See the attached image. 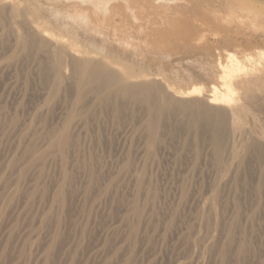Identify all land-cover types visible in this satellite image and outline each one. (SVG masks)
I'll use <instances>...</instances> for the list:
<instances>
[{
    "label": "rangeland",
    "instance_id": "1",
    "mask_svg": "<svg viewBox=\"0 0 264 264\" xmlns=\"http://www.w3.org/2000/svg\"><path fill=\"white\" fill-rule=\"evenodd\" d=\"M0 6V264H264V102L244 83L264 72L253 20L224 33L190 19L185 46L141 49L142 62L37 1ZM82 63L123 85H80Z\"/></svg>",
    "mask_w": 264,
    "mask_h": 264
},
{
    "label": "bare ground",
    "instance_id": "2",
    "mask_svg": "<svg viewBox=\"0 0 264 264\" xmlns=\"http://www.w3.org/2000/svg\"><path fill=\"white\" fill-rule=\"evenodd\" d=\"M33 1L50 8L49 15L57 21L60 19L67 23L69 28L80 27L99 35L98 38H102H99L102 44L99 46L101 51L112 47L114 43V49H118L123 55L128 54L135 59L140 58L142 62H145L146 59L142 57L141 49L156 57L164 54L162 51L168 47L185 46L189 39L188 33L192 30L193 22L190 19L200 20L202 23L208 21L207 29L224 33H228V31L234 33L235 27L241 25V20H253L256 29L262 30L261 32L264 33V8L254 5V2L249 0H170L172 3H168V1L164 4H153L156 0ZM1 2L2 0H0V4ZM146 12L153 13L159 17V20L155 18L153 21L151 17L153 22H149V19L139 24L145 17L141 15ZM110 39L112 42L109 41ZM228 69V67L220 66V81H224L230 76ZM236 70H240V68ZM234 71L235 69H231V73ZM102 76L99 67L91 66L90 63H82L78 73L79 84L98 83L104 86V90L123 85L124 80L116 75L109 76L105 83L101 81ZM247 81L257 82L255 83L256 88L250 93L252 101L254 103L264 102V95H262L264 94V72L245 79L244 83ZM137 90L145 96L144 99L151 107L152 91L150 87L142 85ZM212 90L216 95L217 89L213 87ZM228 92L230 97V91ZM216 101L217 99L211 96L207 100V104ZM228 112L229 115L244 122L247 131L251 132V128L248 130L247 123L254 125L245 107L234 104L229 106ZM61 139L63 144H60L63 148L66 134H63ZM254 139L256 143L264 146L263 138L254 137Z\"/></svg>",
    "mask_w": 264,
    "mask_h": 264
}]
</instances>
